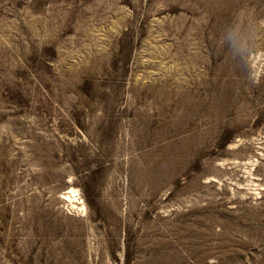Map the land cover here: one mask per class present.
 I'll list each match as a JSON object with an SVG mask.
<instances>
[{"label":"rangeland","instance_id":"obj_1","mask_svg":"<svg viewBox=\"0 0 264 264\" xmlns=\"http://www.w3.org/2000/svg\"><path fill=\"white\" fill-rule=\"evenodd\" d=\"M0 264H264V0H0Z\"/></svg>","mask_w":264,"mask_h":264},{"label":"bare ground","instance_id":"obj_2","mask_svg":"<svg viewBox=\"0 0 264 264\" xmlns=\"http://www.w3.org/2000/svg\"><path fill=\"white\" fill-rule=\"evenodd\" d=\"M76 190H72L69 194H68V196L67 195H65V196H63V197H65L66 199H67V201L69 202V204L71 205V207H73V208H78V206H76V204H74V203H76L77 201V199L76 200H73V201H71L73 198H75L76 197ZM78 195V194H77ZM81 207V206H80Z\"/></svg>","mask_w":264,"mask_h":264}]
</instances>
